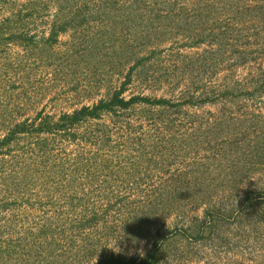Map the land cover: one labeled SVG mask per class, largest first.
Here are the masks:
<instances>
[{"label":"rangeland","instance_id":"1","mask_svg":"<svg viewBox=\"0 0 264 264\" xmlns=\"http://www.w3.org/2000/svg\"><path fill=\"white\" fill-rule=\"evenodd\" d=\"M121 88L152 101L54 125ZM19 123L0 264H264V0H0V140Z\"/></svg>","mask_w":264,"mask_h":264},{"label":"trees","instance_id":"2","mask_svg":"<svg viewBox=\"0 0 264 264\" xmlns=\"http://www.w3.org/2000/svg\"><path fill=\"white\" fill-rule=\"evenodd\" d=\"M122 92V88L112 94V96L107 100H100L97 104L93 106H82L81 108L74 110L71 114H64L61 116V119L58 123L54 124L60 130L62 128L69 129V127L73 126L83 117H91V118H98L101 115L102 111H109L114 110L115 108L125 109L128 108L130 105L136 102L145 101L150 102L152 101L150 98L145 96H131L128 99H125L123 96L120 95ZM154 103H164L166 100L164 99H155L153 100ZM43 124H39V130L49 129L44 128ZM26 130L25 123L16 124L9 133L0 140V144H5L6 142L10 141L11 137L15 133L23 132ZM48 131V130H47ZM256 196H263L264 197V190H260L255 194H250L244 201L245 206H252L254 205V201ZM264 200V199H263ZM94 264H159L154 249H150L147 253H145L141 257H123L119 255H109L103 258H100Z\"/></svg>","mask_w":264,"mask_h":264}]
</instances>
